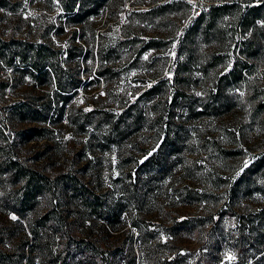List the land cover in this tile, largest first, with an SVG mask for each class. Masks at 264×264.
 <instances>
[{
    "label": "rangeland",
    "instance_id": "rangeland-1",
    "mask_svg": "<svg viewBox=\"0 0 264 264\" xmlns=\"http://www.w3.org/2000/svg\"><path fill=\"white\" fill-rule=\"evenodd\" d=\"M220 1L0 0V41L31 58L43 46L50 67L34 79L0 46V162L50 178L71 172L107 196L123 209L114 229L100 231L101 221L83 229L100 233L102 245L130 247L136 264H253L264 233V49L252 75L223 88L224 102L215 95L218 77L242 59L245 37L235 29L248 0L218 21L219 33L188 31ZM182 39L195 40L186 48ZM73 82L70 91L57 86ZM24 100L46 109L45 120L9 114ZM32 126L46 137L22 139L18 132ZM165 141L175 145L156 173ZM13 187L1 163L0 199ZM182 219L194 226L173 234ZM24 220L0 207L2 247L28 235Z\"/></svg>",
    "mask_w": 264,
    "mask_h": 264
},
{
    "label": "trees",
    "instance_id": "trees-1",
    "mask_svg": "<svg viewBox=\"0 0 264 264\" xmlns=\"http://www.w3.org/2000/svg\"><path fill=\"white\" fill-rule=\"evenodd\" d=\"M245 2L246 7L243 10L239 9L240 2L238 0L211 3L207 11H202L196 17L195 22L188 30L200 29V33L203 34H207L211 30H214V33H219L218 21L228 15L230 10L239 9L235 31L245 37L240 42L242 59L234 61L231 69L218 77L215 95L220 102H224L223 94L226 87L240 83L245 74L252 75L255 70L254 60H258V53L264 49V36L261 35L264 29V0ZM160 8H164V6ZM66 10L71 11L72 7H68ZM94 11L89 10L86 15L88 16ZM187 36L189 34H186ZM194 40L182 39L180 43L182 45L190 42L186 47L188 48ZM0 46H5L11 51L9 65H12L19 57L20 63L29 66L23 68L22 72H31L34 79H39L49 72L50 67L40 56L42 52L40 49L43 46L39 45L32 50L34 51L32 58L26 55V49L17 51V46L11 49V46H6L1 41ZM215 63L216 60L211 64ZM181 64L182 62L178 63L177 71ZM55 74L57 76V73ZM57 86L61 91H70L77 87L78 83L73 82L69 86L58 83ZM45 110L39 108L33 100H24L13 105L9 114L16 116L20 121L40 122L46 118ZM18 134L24 140L46 137L45 129L36 126L28 127ZM174 145L173 141H165L161 144L160 150L164 148L166 154L162 153L161 159L151 164V168L156 173L164 172L168 158L172 154L170 150ZM2 154L3 152L0 151V156ZM1 163L3 172L8 174L11 184L16 187H13L7 196L1 197L0 207L14 213L18 219H26L28 235L20 236L17 239V248L2 247L0 243V264H136V254L130 250V247L119 243L110 245L107 242L102 245L103 241L98 237L101 236L100 233L98 236L97 234L94 236L92 232L88 233L83 229V227L86 228L100 221V231H107L108 228L114 229L120 220L123 209L118 205L112 206L107 196L96 193L88 183L71 172H63L50 178L14 160H5ZM249 169L250 167L244 173H248ZM186 196L191 200L194 198L193 195ZM43 200L49 202L46 210L40 214L37 213L29 221V214L34 213ZM15 222L12 221V223ZM192 222L193 219H182L175 221L169 228L173 234L179 233L182 230L191 229L194 226ZM19 224L23 228L22 223ZM104 225L109 227H104ZM143 233L145 234V232ZM259 236L260 238L256 237L257 242L254 244L255 249L252 252L253 264H264V249L262 248L264 233ZM180 262L181 259L174 258L169 263L179 264Z\"/></svg>",
    "mask_w": 264,
    "mask_h": 264
},
{
    "label": "built area",
    "instance_id": "built-area-1",
    "mask_svg": "<svg viewBox=\"0 0 264 264\" xmlns=\"http://www.w3.org/2000/svg\"><path fill=\"white\" fill-rule=\"evenodd\" d=\"M25 79H26L27 81H29V80L31 79V76L28 75V76L25 77Z\"/></svg>",
    "mask_w": 264,
    "mask_h": 264
},
{
    "label": "snow or ice",
    "instance_id": "snow-or-ice-1",
    "mask_svg": "<svg viewBox=\"0 0 264 264\" xmlns=\"http://www.w3.org/2000/svg\"><path fill=\"white\" fill-rule=\"evenodd\" d=\"M12 218H13V219H16V217H15V216H13Z\"/></svg>",
    "mask_w": 264,
    "mask_h": 264
}]
</instances>
